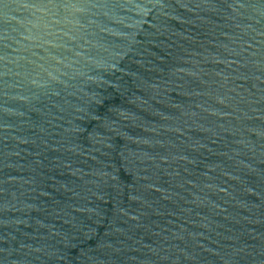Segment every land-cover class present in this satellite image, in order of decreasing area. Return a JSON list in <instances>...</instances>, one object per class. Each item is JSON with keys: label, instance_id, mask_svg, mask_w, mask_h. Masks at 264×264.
<instances>
[{"label": "water", "instance_id": "water-1", "mask_svg": "<svg viewBox=\"0 0 264 264\" xmlns=\"http://www.w3.org/2000/svg\"><path fill=\"white\" fill-rule=\"evenodd\" d=\"M0 264H264V0H0Z\"/></svg>", "mask_w": 264, "mask_h": 264}]
</instances>
